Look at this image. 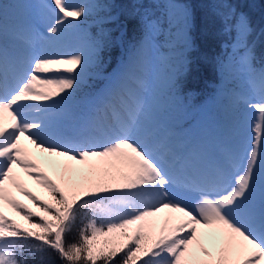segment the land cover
<instances>
[{"label":"snow or ice","instance_id":"snow-or-ice-1","mask_svg":"<svg viewBox=\"0 0 264 264\" xmlns=\"http://www.w3.org/2000/svg\"><path fill=\"white\" fill-rule=\"evenodd\" d=\"M52 4V36L78 27L73 21L89 12L66 0ZM4 18L0 4V264H49L53 252L62 264H264V101L252 105L258 116L246 159L226 156L228 167L211 174L159 135L152 104L139 94L146 87L140 78L135 90L109 94L81 113L75 138L54 136L57 117L69 114L49 113L72 100L77 69L83 72L91 54L25 53L17 46L23 35L9 31ZM188 27L186 16L185 46ZM236 28L246 40L245 17ZM253 58L249 49L244 63ZM260 81L264 91V71ZM24 141L55 158L46 163L59 182ZM171 185L197 193L195 209L169 199ZM161 213L167 215L158 223L153 218ZM82 216L87 222L78 228ZM74 230L78 237L68 243Z\"/></svg>","mask_w":264,"mask_h":264},{"label":"rangeland","instance_id":"rangeland-1","mask_svg":"<svg viewBox=\"0 0 264 264\" xmlns=\"http://www.w3.org/2000/svg\"><path fill=\"white\" fill-rule=\"evenodd\" d=\"M171 1L174 0H164L167 8L166 18L169 22V30L167 32H169L170 36L166 42L167 47L159 52L158 55H155L148 40H142L137 51L132 56L130 55L124 58L118 65L117 73L111 76L103 85L101 93L94 99V106L98 105L109 94L119 93L125 88L135 90L134 79L143 78L146 82V87L139 94L148 99L152 104L153 112L159 124V135L170 139L176 146L177 151L182 155L191 154L198 157L200 161L202 160V165L205 166L202 167L208 170L207 172L209 173L211 166H209L207 151L210 144H214L219 153V156L214 160L213 165L215 167L227 168L228 160L226 156L246 159L254 135L253 126L258 116V113L253 109L252 105L264 101V91L261 90L260 81L261 72L255 73L250 68V65L244 63V57L247 55L246 50L238 51L237 67H234L232 62L234 56L230 54L227 62L224 64L225 68L222 73L223 76L221 77V86L215 94V103L220 108L218 111L220 115L219 122H211L209 111L204 109L189 126L177 125L172 114L178 107L173 84L178 77L181 68L180 64L187 56L191 45L189 35L191 15L186 4L174 1L179 4L174 5ZM66 3L70 6L88 7L89 12L86 17H89L90 13L98 9L99 6L94 0H66ZM227 3V1H224L223 6H226ZM0 4L4 5L5 17L13 21L14 24L19 25V28H15L12 24L7 27L9 31L13 30L23 35L24 40H22L21 46L18 45L20 50L22 49L26 53H31L35 56L45 55V53L50 52L54 54L58 53L57 55L60 56L70 55L75 52L83 53L86 56L91 54V62L84 68L83 73H89L92 68L103 69L95 59L94 54L96 51L82 37V32L85 29L83 24H80L81 28L75 27V33L69 34L67 37L52 36L48 31L56 19V10L52 4V0H0ZM186 16L189 22L187 32L189 46H185V33H183L185 30ZM86 17H82L81 21ZM232 17L233 13H227L224 16L227 20L226 23H231ZM236 24L237 21L234 26L236 34L232 46L234 49H239L244 46L245 39L238 34ZM227 25L226 29L229 30L231 26L230 24ZM66 29L60 35L66 34ZM158 58L160 65L156 64ZM23 67H26V65ZM77 71H80V69H77ZM172 73L175 74L174 78L171 77ZM226 86L230 87L228 90L229 92L231 90L233 92L232 94L231 92H226ZM31 103L43 105L49 102L36 101ZM202 112L206 113V118L208 119L207 127L202 130L201 136H195V133L191 134L190 127ZM56 113L68 112H66L64 106H53L49 114ZM49 114L29 113L32 118ZM62 118L63 116L57 117L51 133L54 136H63L69 139L75 138L78 135L79 127L76 125V127L71 129L67 126H62L63 124L60 123ZM64 129H69L70 131L75 130V132H69L67 134ZM23 143L35 154L44 170L47 167L52 175H57L46 163L49 159L55 158H49L46 153H39L35 149V146L27 141ZM225 145L228 146L227 149L224 148ZM76 167L82 166L77 165ZM24 182L30 190H43L26 178ZM167 191L169 192V199L179 202L183 206H187L190 210L195 209L196 204L199 202V195L197 193L185 189L181 193L175 185L169 186ZM16 195L23 202H28L19 196V194ZM166 215L167 213H161L153 219L159 223V221L164 220Z\"/></svg>","mask_w":264,"mask_h":264},{"label":"trees","instance_id":"trees-1","mask_svg":"<svg viewBox=\"0 0 264 264\" xmlns=\"http://www.w3.org/2000/svg\"><path fill=\"white\" fill-rule=\"evenodd\" d=\"M99 4L98 9L83 19L85 26L82 32L85 42L96 51L94 56L103 69L92 68L89 73H80L77 77L75 95L64 105L69 113L60 121L62 126L71 129L79 124L77 117L91 110L95 96L104 82L109 79L124 58L132 56L139 48L140 42L148 40L151 49L158 55L167 45L170 38L169 22L166 18L164 0H94ZM187 5L190 10V48L175 81L174 91L178 107L173 111V119L179 126H187L206 109L214 122H219V107L215 103V94L221 86L224 64L229 55H233V64L237 65L238 51L248 53L251 49V69L256 72L264 71V0H174ZM224 1L228 2L223 6ZM233 13L231 23H226L224 16ZM239 16L247 19L250 33L247 35L242 48L234 49L232 42L235 37V23ZM154 24L155 30L150 31L148 22ZM6 27L19 25L7 17L4 18ZM230 24V29H226ZM8 28V27H7ZM168 34V35H167ZM100 44L97 49L96 45ZM247 45V47L245 46ZM159 61V58L157 60ZM257 73V74H259ZM75 75V74H73ZM226 88H230L226 86ZM46 102V101H42ZM66 133H74L64 129ZM86 167V166H82ZM54 180L58 175H52ZM42 199L47 198L44 190L32 189ZM29 203V202H27ZM90 216V214H89ZM37 219V218H33ZM86 218L81 217L77 227H83ZM99 222V221H98ZM163 223V221H159ZM201 232L210 231L201 229ZM78 237L77 231L67 236V242L73 243ZM49 264H62L53 252L49 255ZM119 259V257L117 258Z\"/></svg>","mask_w":264,"mask_h":264},{"label":"bare ground","instance_id":"bare-ground-1","mask_svg":"<svg viewBox=\"0 0 264 264\" xmlns=\"http://www.w3.org/2000/svg\"><path fill=\"white\" fill-rule=\"evenodd\" d=\"M172 4L174 5H177L178 3L177 2H174V1H171ZM179 5V4H178ZM36 18V17H34ZM185 33V30L184 32ZM58 52H61V51H58ZM58 54V53H57ZM57 54H54L53 52H50V53H45V55H57ZM172 78L175 77V74L172 73L171 75ZM143 79V78H142ZM144 80V79H143ZM247 98V97H246ZM206 113L205 112H202V114H200V116L196 119V121L194 122V124L190 127V131H191V134L192 133H195V136H201L202 134V130L205 129L207 127V121L208 119L206 118ZM159 125V124H158ZM217 147L214 146V144H210L209 147H208V151H207V156L209 157V166H211V173L218 167H215L213 164H214V160L219 156L217 150H216ZM202 153V151H201ZM200 154V153H199ZM202 161V160H201ZM219 162V161H217ZM219 164V163H217ZM203 166V165H202ZM220 166V165H219ZM205 167V166H203ZM208 171V170H207ZM209 172V173H210ZM210 173V174H211ZM184 189V188H183ZM186 190V189H185ZM188 191V190H187Z\"/></svg>","mask_w":264,"mask_h":264}]
</instances>
